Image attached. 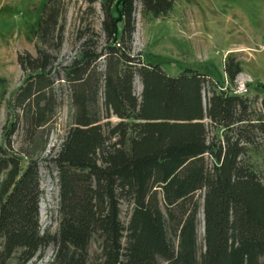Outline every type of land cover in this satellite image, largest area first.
I'll list each match as a JSON object with an SVG mask.
<instances>
[{
  "label": "trees",
  "instance_id": "trees-1",
  "mask_svg": "<svg viewBox=\"0 0 264 264\" xmlns=\"http://www.w3.org/2000/svg\"><path fill=\"white\" fill-rule=\"evenodd\" d=\"M71 1L91 14L98 3L101 29L80 28L74 56L60 65ZM137 1L42 3L35 54L17 55L24 78L10 102L9 135L32 141L68 90L72 123L48 159L59 223L55 233L42 229L39 160L0 145V264H29L51 244L49 264H89L94 241L98 264H264V165L252 161L264 146V100L257 109L235 92L242 66L234 57L222 78L194 69L168 75L135 54ZM140 2L160 18L175 0Z\"/></svg>",
  "mask_w": 264,
  "mask_h": 264
},
{
  "label": "rangeland",
  "instance_id": "rangeland-1",
  "mask_svg": "<svg viewBox=\"0 0 264 264\" xmlns=\"http://www.w3.org/2000/svg\"><path fill=\"white\" fill-rule=\"evenodd\" d=\"M44 0H0V145L7 149L31 152L39 160L44 194L41 199L42 229L55 233L58 229V178L53 165L48 162L59 150L72 123L74 109L69 92L63 89L60 106L52 120L41 128L32 141L24 138L22 131L9 135L11 130L10 102L24 78L17 62L18 53L35 54V22ZM136 32L133 52L146 60L159 64L168 75H179L194 69L226 78L224 62L234 57L240 62L242 72L236 78V86L245 84V94L255 100V108H261L264 100V0H175L167 16L152 18L142 12L140 0L136 2ZM87 5L71 1L66 13L65 42L58 63L67 64L74 56L80 28L90 24L96 31L101 29L102 14L99 4L96 12H85ZM142 84L135 81L139 95ZM208 92V91H207ZM209 94V93H207ZM113 123L117 122L112 117ZM10 137V144L6 138ZM252 161L258 167L264 165V146L252 152ZM4 175L0 173V184ZM126 224L129 209L122 207L121 214ZM198 243L203 245L204 215L198 214ZM55 253L51 244L29 264H49ZM97 242L90 247L89 264H98ZM9 264H18L13 258Z\"/></svg>",
  "mask_w": 264,
  "mask_h": 264
},
{
  "label": "built area",
  "instance_id": "built-area-1",
  "mask_svg": "<svg viewBox=\"0 0 264 264\" xmlns=\"http://www.w3.org/2000/svg\"><path fill=\"white\" fill-rule=\"evenodd\" d=\"M246 91L247 90H246L245 84H239V85H237V87L235 89V92L239 93V94H245Z\"/></svg>",
  "mask_w": 264,
  "mask_h": 264
}]
</instances>
